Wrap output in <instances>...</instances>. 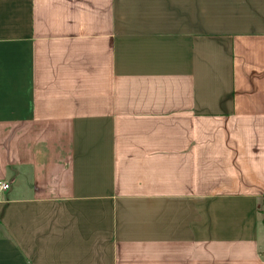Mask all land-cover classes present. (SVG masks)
<instances>
[{
  "label": "crops",
  "instance_id": "1",
  "mask_svg": "<svg viewBox=\"0 0 264 264\" xmlns=\"http://www.w3.org/2000/svg\"><path fill=\"white\" fill-rule=\"evenodd\" d=\"M0 264H264V0H0Z\"/></svg>",
  "mask_w": 264,
  "mask_h": 264
},
{
  "label": "built area",
  "instance_id": "2",
  "mask_svg": "<svg viewBox=\"0 0 264 264\" xmlns=\"http://www.w3.org/2000/svg\"><path fill=\"white\" fill-rule=\"evenodd\" d=\"M9 188V185L4 182H0V192H4Z\"/></svg>",
  "mask_w": 264,
  "mask_h": 264
}]
</instances>
